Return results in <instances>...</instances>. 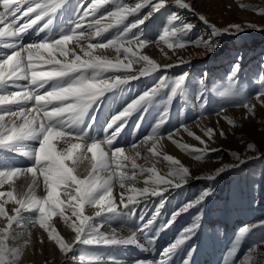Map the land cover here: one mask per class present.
<instances>
[{"label": "snow or ice", "instance_id": "6c2138e0", "mask_svg": "<svg viewBox=\"0 0 264 264\" xmlns=\"http://www.w3.org/2000/svg\"><path fill=\"white\" fill-rule=\"evenodd\" d=\"M65 0H0V47L12 49L11 54L0 53V146H10L18 141L27 138H36L39 142L38 150L30 153L35 163L32 167L21 169L6 167L0 168V185L4 183H13L15 179L22 174H31L33 180L29 185V192L20 198L14 197L13 191L0 192V198L7 197L6 200L0 202V217L7 220V224L0 228V264H16L19 249L9 246V240L12 237L13 224H20L23 220L20 213L21 210L28 212H38V222L41 227L49 230V237L55 241L59 249L65 254L70 253L75 244L81 242L87 235L86 243H132L135 242V234L127 239H117L115 235L108 236L100 232L99 227L92 229L89 234L90 216L85 215L86 206H92L98 209L96 214L118 210L113 200V185L119 183L121 188L126 184H134L136 182L137 173H147L148 178L144 181L146 186L142 189L131 188L130 191L136 196H129L127 202L124 196H121V203L124 207L133 204L136 197H144L146 195H158L163 190L158 186H179L175 183L178 176L183 178L188 175V168L180 164L178 160L170 155L161 157L158 151V144L153 136L145 137L139 144H133L131 147L135 152V156L125 154L124 148H115L111 154L106 152L101 146V141L92 140L91 143H80L74 141L86 140L84 135L75 134L67 130L66 120H73L77 116H83L91 104L101 96L106 90L124 83L127 80L136 78L135 76L115 74L119 72L129 73L133 69V64L143 63L139 75H144L161 68L155 60L150 59L146 55H141L137 50L130 46L137 44L139 48L145 47L149 41L141 40L139 37L127 39L126 33L131 28L138 27L143 21H136L124 33L119 34L115 39L108 40L106 43H92L93 38H99L108 29L118 25L130 13L137 12L143 4H137L135 8L118 6L115 11L108 13L103 19H110L111 23L101 25L100 20L86 25L88 29H95L90 34L84 31V21L87 17L94 14L101 4L107 3L108 0H93L87 7L83 3L78 7V18L74 26L68 34L61 35L56 39H48L38 43L24 44L21 37L23 34L33 28L35 25L44 21L46 22L40 27L39 31H43L51 23V16ZM165 4V0H156L153 10H159ZM185 7H190L184 4ZM264 12V9H260ZM82 13V14H80ZM205 20V17L200 16ZM179 18L173 15L169 23L172 24ZM23 21V22H21ZM207 22V21H206ZM213 33H218L215 25H211ZM255 27V25H248ZM185 29L190 30L191 25L183 24L180 27H172L167 29L159 39L168 45L169 48L185 47L187 42L173 43L174 37L178 32ZM235 29L236 32L243 30L239 24L229 25L222 31L227 33ZM63 38V39H62ZM5 41H12L5 43ZM89 41L88 48H81L84 53L83 57L77 55L74 50L67 46L69 42ZM197 46L203 43V46L211 50L212 44L208 41H194ZM112 47L118 53L115 60L106 56L95 55L94 50L98 48ZM123 52L124 59L119 58V53ZM47 53V56L42 55ZM59 53L64 60L56 59L55 54ZM42 64L49 70H39L36 65ZM173 65H165L167 68ZM47 73L48 75H43ZM105 73H113L114 78H104ZM35 74V75H34ZM67 77V80L64 78ZM185 77L182 75L176 81L172 92L176 93L177 89L183 83ZM24 81L26 84H21ZM51 82V83H50ZM48 86V89L45 86ZM72 85L73 87H68ZM157 85L149 91H145L137 99L129 103L122 111L115 115L107 128L113 125L119 126L108 138L105 143L112 145L115 135L122 129L129 115L134 112L138 106L148 100L160 87ZM6 88H17L19 91H6ZM41 89H45L40 93ZM52 92L59 96L57 100H52L45 94ZM45 96L44 100H37V97ZM264 96V91L257 94V99ZM32 104L29 108L27 105ZM264 103V101H261ZM6 105H19L17 110H4ZM250 113L254 114V106L247 103L243 105ZM53 110H56L53 113ZM6 117L10 118V125L6 123ZM17 121H22L17 123ZM163 123V120L161 121ZM159 127V125H157ZM49 129L52 130L49 133ZM155 132V129H153ZM48 133L47 139L45 134ZM212 130H209L211 135ZM223 134V133H221ZM63 139L66 147L57 149L53 143L57 139ZM199 139V137H197ZM43 141V146L41 142ZM149 141H153L151 147L147 148L148 156L153 159H163L169 162L171 170L167 177L160 175L156 168H144L137 164V158L141 157L140 146L147 145ZM96 146L90 151V146ZM79 146V147H77ZM182 149L187 150V145H179ZM249 149H254L253 144H248ZM203 151V150H193ZM215 151V150H214ZM91 153V168L87 174L80 176L77 174V167L85 159V154ZM237 158H239L237 154ZM130 166V167H129ZM220 168L218 171H222ZM216 171L215 175L218 174ZM130 173V174H129ZM107 174V175H105ZM214 175V176H215ZM43 178L44 189L47 195L43 198L35 195V188L38 186L40 177ZM210 176L209 178H214ZM182 181V179L180 180ZM61 190L69 197L67 201L60 198ZM207 193L202 194L199 200H203ZM15 200L19 207L14 209L15 215H8L5 210V204ZM191 204L185 205L180 211H186ZM43 209V211L41 210ZM71 212L72 216L78 218V223L72 221L65 215ZM53 214H59L75 232L73 243H66L64 238L50 229L49 220ZM178 214V213H177ZM175 214L173 216V219ZM155 219V217H153ZM35 223L36 221L33 220ZM152 221H148L151 224ZM147 225H145L146 227ZM248 231L247 228L243 232ZM243 232L241 234H243ZM181 239L176 242L166 252H170L177 245L181 244L184 239L188 238L186 230L181 235ZM76 259V257H74ZM80 261L95 260L98 257L85 256L81 254L78 258ZM143 264V262H141Z\"/></svg>", "mask_w": 264, "mask_h": 264}, {"label": "rangeland", "instance_id": "374dc122", "mask_svg": "<svg viewBox=\"0 0 264 264\" xmlns=\"http://www.w3.org/2000/svg\"><path fill=\"white\" fill-rule=\"evenodd\" d=\"M170 3H172L173 6H168L167 10L169 13L166 15V19L168 20L167 24H170L169 21L170 18L173 17V15H175L179 19L174 21L171 25H176L178 27L183 24H188L191 25V27H193L197 25L198 22L200 21L202 23L201 28L203 33L205 34L206 37L210 39L207 41L210 44H212L211 50L218 49L220 47L219 41L216 39L213 40V33H212L213 29L211 25H215L219 33V32H223L222 31L223 29L228 28L229 25L239 24L241 28H243V30L236 32L235 29H232L230 32L234 35H239V36L246 32L258 33V34H260V32H264V12L260 11V9H264V0H165V4L170 5ZM184 4H187L190 7H185L183 6ZM200 16L205 17L207 22L201 19ZM250 24L255 25V27H248V25ZM156 40H160L159 36H156L155 39L150 40L149 43H152L151 45H153V43ZM218 44L219 46L217 47ZM236 44L237 43H231L229 46L226 44V42L224 44L227 47V51L223 52L222 55L224 57H228L226 68L230 69V71L232 70V75L226 77L227 80L221 86L216 84L218 80L217 78L215 79V77L211 76L210 74L209 75L202 74L203 69H201L200 67H195L196 70L194 74L191 75L187 81L188 87H194L199 91H205L207 94H208L207 91H209V94L212 97H217L219 99L220 98L222 99L219 102L220 110L212 113L213 115L211 113H208L205 116L212 115L220 118V115L223 114L222 116L224 118L223 124L227 125L228 127L226 128L228 129L225 130L226 128L224 129L222 126L218 125L216 128V132L213 133V130L211 129L212 136H210L209 133H206L204 131V134L199 135V139L192 138L186 140L187 138L184 136L186 135L187 130H189L190 132L193 131V129H191L192 127L195 128V130L198 129L197 126H194L195 125L194 122L192 124L193 126L191 125L190 128L186 127L185 125L183 131L180 130V132L175 133V135L172 136L171 139L161 140L159 143L162 147V150H164L166 147V142H171L173 138H176L179 133L180 136L178 138V141L186 143L185 145H187L191 151V155L183 154L184 156H186L187 159L196 161L200 164L207 161H215L217 164L220 165L219 166L220 168H223V170L220 173L215 175L216 178L214 177L215 179H217V181L219 180L221 181L226 176L228 177V175H231L232 177L231 179L233 180L231 185H234L236 184L237 181H239V183H243V185L245 186L248 184V180H245L247 178H249V180L262 179L264 182V103H261V101H264V96H261L260 99H257V94L264 91V41H262V45L261 46L258 45L255 50H249L247 48V51L244 52H238V50L235 51L236 50L235 47H238L236 46ZM186 47L187 45L185 47H175L176 51L171 50L172 51L171 52L169 49H162L160 46H158L156 47L155 52H153V58L157 55L158 57L157 56L156 57L158 58V61L161 60L163 61L166 58H168V56L171 57L187 56L186 59L193 56V58H196L198 61H200L204 59L203 57H199L200 55H206V53L211 51L206 47H204V50H202L201 52H192V51L186 52L181 50L182 48H186ZM238 56H240L239 58L240 61L237 60ZM233 59L237 60L240 65L238 66V63L230 64V62H232ZM222 61H224V58L222 59ZM243 66H245V68H243ZM223 77H225V75H221V79ZM202 81L204 82V84H201ZM253 99H256L259 107L257 108L254 106V114L250 113L248 109L243 106L245 103H247L249 106H253V103L250 104V102ZM240 108L246 110L245 111L246 114H244V117L246 116L247 118H244L243 114L241 115L235 110ZM175 117H177V115ZM199 119L200 118L196 119L195 121ZM199 122L201 121H197L198 124ZM213 122H216V120H213ZM188 124L189 123H187V125ZM181 132L184 133L181 134ZM162 135H165V133L161 134V136ZM155 138L156 136L154 137V139ZM152 142L153 141H151V143ZM248 144H253L255 148L249 149ZM193 150H203V151H193ZM237 154L239 158H237ZM210 156L211 158L213 156L214 159H208ZM166 165H168L170 168L169 162H167ZM164 169L167 170L168 168H164ZM169 171L170 170H168V173ZM187 176L188 175H186L181 179H185ZM136 177L139 178V182L137 184L143 182V184L140 186L146 187L144 181L148 178V174L146 173L145 176L142 173H137ZM178 178L180 179L179 176ZM26 180L27 183L24 182L21 183L18 181V179H15L13 184L12 183L10 184L9 190L13 191L14 195L23 194L31 184L30 178L27 177ZM212 184H214V182H212ZM7 185L8 183H6V187H8ZM239 188L243 189L242 187ZM211 189H212L211 187L208 189L203 188L202 192H210ZM245 189L247 190L248 195H252L256 192H259V188L255 189L254 187H249V188L245 187ZM6 190L4 192H6ZM41 192L39 193L41 194L45 193L42 188H41ZM129 193H130V189L126 188L125 190L124 189L118 190L114 194V196L117 199L119 196L121 197L122 195L123 196L128 195ZM60 195L62 196L60 197L62 200L67 201L69 199L64 192H60ZM6 199L7 198L2 199V202ZM11 202L8 203L9 206L12 205L11 207H9L6 203L5 210L7 214L8 213L12 214L14 212L15 209V208L13 209L14 200H12ZM117 208H122V206L118 205ZM120 210L121 209H118V211ZM21 213H22L21 217L23 218V220L20 224H16V223L13 224L12 227L13 238H11L8 242L9 246L19 249V254L16 259V264H23V260H21L20 254L23 251H25V249L23 250L22 248L26 246L30 249L33 243H35L34 242L35 240L33 241L31 240L32 241L31 243L29 242L30 240H25L31 237L33 233L32 230L33 228L29 227V225L31 226L37 225V228L43 234L49 232V230H46L45 228L40 226L38 222V218L32 217L31 219L28 220L26 219L31 217L32 213L24 214L23 209L21 210ZM67 216H69L72 221L78 223V219L70 215V213H68ZM57 217L58 216L56 214H53L49 220V225L51 230L55 231L57 226H62V225L69 226V224L65 223L63 218L58 220ZM106 217L109 216H105V219ZM33 220H35L36 222L34 223ZM121 223L123 224V222L120 219L116 218L114 224L117 226L119 225L118 227H121L122 225ZM25 225H27L26 228ZM36 241L38 243H41L40 240H36ZM132 243H136V242H132ZM54 245L55 244H52V246ZM126 245L128 244H121L122 247H126ZM28 248L26 249L28 250ZM76 248H77V243L75 244L73 250L68 254L65 253L62 254L59 247L58 249H55L58 250L56 251L57 254L59 253L58 255H61L63 257L61 264H72L75 260L74 257H76V259L79 258L81 254L78 251H76ZM102 251L103 250H100V252ZM119 251L120 250H118V246H116L115 255L116 256L118 255L117 257L118 259H119ZM31 252L32 253L34 252L35 254L36 252L35 248L32 247ZM94 255L98 256L96 253H94ZM98 258L101 259L100 257ZM117 258L114 260H117ZM114 260L110 262V264H117V262H114ZM42 262H44V260ZM258 262H260V259H258ZM90 264H92V261H90Z\"/></svg>", "mask_w": 264, "mask_h": 264}, {"label": "bare ground", "instance_id": "6f19581e", "mask_svg": "<svg viewBox=\"0 0 264 264\" xmlns=\"http://www.w3.org/2000/svg\"><path fill=\"white\" fill-rule=\"evenodd\" d=\"M212 2V1H211ZM215 2V1H214ZM216 3V2H215ZM220 6V5H219ZM116 10V9H115ZM114 51H116L114 48L112 47H109V48H98V49H95L94 50V54L95 55H100V56H106V57H110L112 55H114ZM183 51V50H182ZM155 52V51H154ZM160 53V52H159ZM158 53V54H159ZM59 54V53H58ZM82 55H84V53L82 52L81 53ZM155 54V53H154ZM60 55V54H59ZM156 55V54H155ZM157 56V55H156ZM154 57L153 59L155 61H158V56L157 57ZM160 56V55H159ZM83 57V56H82ZM65 57H63L62 55H60V60H64ZM164 59V58H163ZM172 59V58H171ZM253 103V106L258 107V102L256 101V99H253L250 104ZM238 113H240L241 115L243 114V117H244V114L246 110H244L243 108H240V109H235ZM234 110V111H235ZM233 112V111H232ZM236 112V113H237ZM223 114L220 115V118L217 117V116H212V115H207L205 117H200L199 120L197 121H201L199 122V124L197 123V121H194L192 123H189L188 125L186 124V127H189L194 123L195 125L194 126H197V130H195V128H191L193 129V131L195 133H197L198 135L200 134H204V131L206 133H209V130L212 129L213 130V133L216 132V128L217 126H222L224 129L226 127H228L227 125L223 124V120L224 118L222 117ZM235 117V116H234ZM220 120H219V119ZM244 118H247L246 116ZM213 120H216V122H213ZM251 122V121H250ZM216 125V126H215ZM193 126V125H192ZM185 127H180L176 132H171V133H168V134H165V135H160V136H156V138L154 139L155 142H157L158 144V151L160 152L161 154V157L164 156V155H170L172 157H174L175 160H178L180 162L181 165H183L184 167L188 168L189 170V173H188V176L183 179L180 184L182 185H185L187 184V182H191L193 180H198V179H204V180H212V178L210 179L209 177L210 176H214L216 171H218L220 169V165L217 164L215 161H207V162H203L202 164L196 162V161H193V160H190V159H187L186 156L184 155H191V151L190 149L188 148L187 150L185 149H182L181 147H179V145H181L182 143L179 142V141H175V140H172L171 142H166V147L164 150H162V147L160 145V141L161 140H169L171 139L172 136L175 135V133L177 132H180V130L183 131ZM188 128V129H189ZM190 129V130H191ZM228 128H226L225 130H227ZM193 131H186V135L185 137L186 138H194V133ZM185 132V130H184ZM179 134V133H178ZM212 136V133L211 135ZM216 136V135H214ZM190 141V140H189ZM219 141V140H218ZM233 142V141H232ZM151 141H149L147 143V145H144L143 146V149H145V152H144V155L148 156L147 154V148L148 147H151ZM56 148L57 149H62L64 147H66L67 145L65 144V142H58L55 144ZM173 153V155H172ZM184 154V155H183ZM90 155L88 153L85 154V159L82 161L81 164L78 165L77 167V174L80 175V176H84L87 174V171L91 168V159H90ZM150 157V156H148ZM150 162L149 164L151 163L152 166L151 167H155L157 172L162 175V176H166L168 175V169H164V168H169L166 161H164L163 159H153L152 157H150ZM140 165V164H139ZM130 167V166H129ZM221 171H218V173H220ZM139 173V172H138ZM130 174V173H129ZM107 175V174H105ZM25 175H20L18 179L19 182L21 183H27L26 181V178ZM29 180V179H28ZM17 182V180H16ZM139 182V178L136 177V182L134 184H126L124 188H121L120 184L119 183H115L113 185V199H116L114 194L118 191V190H122V189H131V188H136V189H142L140 185L143 184V182H140V184H137ZM11 184V183H10ZM13 184V183H12ZM20 184V183H19ZM31 184H32V181H31ZM39 186L42 188H44V184H43V178L42 176L40 177V180H39ZM13 186V185H12ZM16 186V185H15ZM144 186V185H143ZM18 187V186H17ZM26 187V185H25ZM9 188H10V185H9ZM8 188V190H6V192L10 191ZM118 189V190H116ZM17 190V189H15ZM45 190V189H44ZM27 191H29V188L26 189V191L21 194V195H14L15 198H20L21 196H23L24 194L27 193ZM0 192H2V190H0ZM4 192V191H3ZM5 192V193H6ZM63 192V191H62ZM42 193V192H41ZM39 192H36L35 195L37 197H40V198H43L47 195V192L45 191L44 194H41ZM131 193H133L131 191ZM134 196H136V194H134ZM66 197V196H65ZM69 198V197H68ZM5 199V198H4ZM11 202V201H10ZM8 202V203H10ZM7 203V205H8ZM12 203V202H11ZM11 205V204H10ZM6 206V204H5ZM9 206V205H8ZM12 206V205H11ZM9 206V207H11ZM118 206V205H116ZM19 207V205H17L15 203V200H14V208H17ZM6 209V207H5ZM8 210V209H7ZM98 210L95 209V207H92V206H86L85 208V215H88L90 216V221H89V234L91 233V230L92 229H95L97 228V226L99 227V230L101 233L103 234H106L108 236H113L115 235V237L117 239H127L129 237H131L133 234H135V242H140V240H138V235L136 232H131L130 234H128L126 237H123L121 236L119 233H118V229L117 225H115V221L112 223V225L109 226V228L107 229V231H104L103 230V227H106L104 224L107 222V220H104L102 219L101 217L102 214H109V212H102L100 214H96ZM68 213L71 214V212H66L65 215H68ZM8 215H15V212H13L12 214L11 213H8ZM20 215H22V213H20ZM58 217L57 219L60 220L62 219V217L59 215V214H56ZM75 217V216H74ZM107 218V217H106ZM74 219V218H73ZM76 219H78L76 217ZM4 217H0V228H3L6 224H7V220H5ZM63 222V220H62ZM122 224V223H121ZM28 225V224H27ZM25 225V228L26 226ZM65 225V224H64ZM29 227H32L33 229V233L31 235V232H30V235L31 237L25 239V240H30L29 242L31 243L33 240H35L32 245L33 248H35L36 252L34 254V252L32 253L31 250H32V247L29 249L28 247H24L22 248L23 250L25 249V251H23L20 255H21V260H23V264H61V261H62V256L61 255H58L56 251L58 250H55V249H58V245L55 243L54 240H52L50 237H49V232H46V233H42L38 228H37V225H29ZM24 228V229H25ZM27 230H30V229H27ZM29 232V231H28ZM27 232V233H28ZM56 233H58L59 235H61L65 242L66 243H73L74 242V238H75V232L74 230L70 227V226H57L56 227V230H55ZM26 233V232H25ZM28 235V234H27ZM29 236V235H28ZM88 238V236L86 235L84 237V241ZM137 238V239H136ZM32 240V241H31ZM36 240H40L41 243H38ZM81 241V242H84V241ZM21 242V241H20ZM19 243V242H18ZM14 244V243H13ZM52 244H55L54 246H52ZM17 245V244H16ZM31 245V244H30ZM95 246H109L106 248V250H103L102 252H100V250H95V253L99 256V255H106V253L108 252L107 250H114L115 252V249H116V245L117 243H112V244H100V243H95L94 244ZM118 246V245H117ZM11 247V246H10ZM121 244L119 245L118 247V250L119 248H121ZM20 248V247H19ZM28 248V250L26 249ZM124 248V247H122ZM21 249V250H22ZM126 249V248H124ZM124 249H122L121 251H123ZM20 250V251H21ZM27 250V251H26ZM34 250V249H33ZM120 251V252H121ZM124 250V252H122V254L119 252V259L117 258V260H114V262H117V264H128V262L126 261V254L128 253V251ZM114 252H110V255L111 256H115V253ZM61 253L63 254L64 252L61 251ZM258 253L262 259V261L264 262V245H261L259 250H258ZM125 256V257H123ZM44 260V262H42ZM64 261V260H63ZM139 264H141V262H139ZM143 264H145L143 262Z\"/></svg>", "mask_w": 264, "mask_h": 264}, {"label": "clouds", "instance_id": "9594fccd", "mask_svg": "<svg viewBox=\"0 0 264 264\" xmlns=\"http://www.w3.org/2000/svg\"><path fill=\"white\" fill-rule=\"evenodd\" d=\"M63 39V38H62ZM35 75V74H34ZM43 75H48L47 73H45V74H43ZM68 87H73L72 85H69ZM45 96H47V97H50L52 100H57V99H59L60 97L59 96H57V95H55V94H53L51 91L49 92V93H47V94H45ZM45 96H39V97H37V100L38 101H40V100H44L45 99ZM55 111L56 110H53V113H55ZM52 132V130L51 129H49V133H51ZM47 137H48V133H46L45 134V139H47ZM41 146H43V141L41 142ZM77 147H79V146H77ZM96 146H90V151H93V149L95 148ZM93 156L95 157L96 156V152L95 151H93ZM42 211H43V209H41Z\"/></svg>", "mask_w": 264, "mask_h": 264}]
</instances>
